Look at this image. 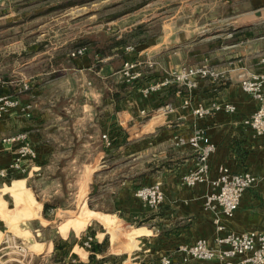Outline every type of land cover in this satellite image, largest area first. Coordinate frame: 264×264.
<instances>
[{"label": "crops", "instance_id": "0c3cea01", "mask_svg": "<svg viewBox=\"0 0 264 264\" xmlns=\"http://www.w3.org/2000/svg\"><path fill=\"white\" fill-rule=\"evenodd\" d=\"M245 1L248 5L243 10H226L225 19H217L216 33L204 35V28L198 30V38L192 37L191 30L179 24L180 16H172L158 22L157 35L133 43L132 50L125 49L127 44L112 46L103 36L97 37L95 31L100 27L62 42L56 33L49 36L56 24L52 19L32 24L29 12H24L22 15H28V19L15 24L17 10H0V94H17L19 82L29 84L28 90L17 94L20 107L0 118V138L25 132L36 151L34 158L23 160L24 171L0 178V236L7 230L1 224L10 223V214L16 209L22 212L16 230L28 234L17 236L40 244L35 258L53 256L58 259L53 264H67L69 255L88 262L91 251H85L84 256L74 252L76 242L66 233L69 229L82 230L91 221L103 227L100 231L91 228L93 241L98 244L108 234L113 248L117 241L119 250L135 245L132 254H124L123 263L162 264L161 256L167 255L170 264H217L216 260L195 258L182 261L177 249L199 238L216 246L214 238L218 233L264 232V134L256 135L243 121L256 109L258 101L239 84L248 72L264 73V64L259 60L264 49V7L256 5L258 0ZM127 19L118 21L123 28L131 29ZM16 26L29 33L18 40L4 41L1 32ZM32 31L39 34L32 37ZM80 36L90 38L85 52L73 57L70 52L80 46ZM133 58H151L157 64L131 86L122 81L118 70L123 60ZM203 61L213 64L224 77L215 82L199 79L188 92L170 86L147 97L140 94L141 85L157 79L164 71ZM187 95L189 104L184 105ZM212 102L231 103L235 109L214 111L203 118L193 115V107ZM25 103L31 104L28 115L21 108ZM169 105L172 110H166ZM194 124L204 126L215 150L208 158V181L185 187L180 176L195 166L196 152L185 144L176 145L174 140L176 135H188ZM103 133L109 146L104 144ZM17 145L18 142H0V167H7L13 160ZM110 156L118 157L111 167L100 162L93 170V178H98L92 184V190L94 184L97 187L93 194L90 192L91 197L101 204L108 201L113 212H121L127 220L136 222L132 229L139 232L134 237L127 236L115 212L88 207L80 196L76 210L68 213L62 224L69 221L75 227L65 231L60 225L64 236L37 239L47 222L40 209L60 208L66 200L63 184L69 164L81 158L93 159L88 162L91 164L95 158L107 160ZM220 165L233 173L248 171L256 176L254 184L242 192L231 217L204 207L205 194L212 189L209 180L217 176ZM155 181L160 183L164 199L154 209L134 195V188L136 184ZM6 194L14 199L15 209L8 207ZM6 212L9 217L3 218ZM217 216L224 226L219 232ZM123 235L129 241L125 242Z\"/></svg>", "mask_w": 264, "mask_h": 264}, {"label": "rangeland", "instance_id": "374dc122", "mask_svg": "<svg viewBox=\"0 0 264 264\" xmlns=\"http://www.w3.org/2000/svg\"><path fill=\"white\" fill-rule=\"evenodd\" d=\"M244 1L245 0H10L0 2V10H17L16 14H19V16L16 17L15 24H18V22L22 24L24 22L23 19H28V15H30L32 24H36L37 22H49L50 19H52L56 24L53 25L54 31H49V36L56 33V38L62 42L77 33L82 34L84 31L86 32L90 29L100 27L101 29L95 31L98 32L96 33V36H103L106 40H109L112 46H118L121 43L133 46V43H136L141 39H149L150 37L157 35L160 28L158 22L172 16H180V20H178L179 24L186 25L185 27L191 30L192 37L196 36V38H198V30L204 28H207V31L202 32L204 35L216 33L217 31H215L214 28H216L215 24L217 19L223 17V19H225L226 10H243L246 8L248 4ZM256 5L264 7V0H258ZM24 12L29 13L24 17L22 15ZM122 17H128L127 23H130L131 29L123 28L122 22L120 25L118 19ZM103 21H105L106 24L103 23ZM5 26H9V23L4 25V27ZM26 33L29 32H23L22 26H16V29L8 28L1 32V36H4L2 37L4 41H12L22 38ZM38 34L39 31H32L30 36L35 37ZM85 36H80L81 38L79 37L81 39H79L80 45L87 44L90 37H88L89 34L87 37ZM50 38L51 40L53 39V37ZM205 62L209 63L208 61ZM210 65L215 67L213 64ZM215 69L220 73V78H223V73L216 67ZM249 73L250 72L246 73L243 77L247 76ZM243 77H241L240 80ZM0 82H2V79H0ZM22 83L23 81L18 84L16 90L17 94L23 92L19 89ZM82 147L83 149L81 150H84L85 153L86 149L84 146ZM115 160H118L117 156H110L107 160L95 158V162L89 164L88 162L93 161V159L81 158L75 163L72 162L73 164H69V168H67L69 172L67 173L63 184L66 193V200L62 201L63 206H59L60 208H52L51 206H48L45 211L42 208L40 209L41 213L47 219V222L45 226H43L44 230L37 239H46L51 236H55L54 238H57L58 236L60 237L61 235L64 236L59 227L65 222L68 213L76 210V204L80 196L86 199L88 207L108 213L115 212L116 215L120 217L119 219L121 220V223L128 231L136 225V222L127 220V218L122 216L123 214L121 212H113V208L108 201H104V203L101 204L98 200L92 198L90 194L92 191V184L96 183L98 178H93V170L98 168L100 162L112 166V163ZM138 186L140 185L136 184L134 189ZM36 195L35 198L39 201V194ZM5 199L8 202V207L15 209L14 199L9 196V194H6ZM17 205L18 203H16V206ZM14 213L10 214L11 217L7 215L9 212L5 213V217L1 214L3 218L9 217L10 219H8V221H10V223H6L5 225L1 224V227L7 230H5V232L3 231V234L0 236V264H21L12 260V258H18L20 256L18 254L19 251L17 245L26 246L27 256L25 257V261H22L24 264L26 263V258L29 257L30 259L27 264H53L54 261H57L58 259L53 256V258H47L46 256L35 258V253L40 251L41 245L33 244V240L26 241L17 236V234H21L16 230V225L18 223V217L22 212L19 210L16 211L15 209ZM2 222L5 221L2 220ZM36 224L39 226V223L36 222ZM14 225L15 227H13ZM70 226L75 227L74 224H71L68 221L62 225V228L66 231ZM91 228H94V230L97 231L103 229L100 223L97 221H91L82 230L81 228L76 229V231L69 229L66 233L68 234L67 236L70 237V240L76 242L74 252L79 253L80 256H84L85 251H91L92 245L89 249L83 246L85 236L87 234L94 235V231ZM96 235L99 237L98 234ZM122 238L125 242L129 241V238L125 235H123ZM101 240V244L99 245L102 251L97 252L99 254L95 255L94 260L102 258L103 260L100 264H129L128 262L130 261L127 260L123 263L124 254H132L135 245L130 248L126 247L119 250V242L117 241L118 245L115 246L116 248H113L108 234H105ZM92 244L93 246H96L98 243L94 240ZM105 249L107 250V253L105 252ZM94 260L92 264H95ZM79 263L86 264L77 260V255H69L67 264ZM60 264H64V262H60Z\"/></svg>", "mask_w": 264, "mask_h": 264}, {"label": "built area", "instance_id": "2783aa9c", "mask_svg": "<svg viewBox=\"0 0 264 264\" xmlns=\"http://www.w3.org/2000/svg\"><path fill=\"white\" fill-rule=\"evenodd\" d=\"M10 0H0L6 2ZM126 50H132V45H127ZM86 50L85 45L75 47L71 56L82 55ZM259 60L264 64V50L261 52ZM156 61L151 58H133L123 60L119 74L122 81L128 85H135L143 78L146 70H153ZM208 78L215 82L220 79V73L209 63L203 61L197 64H182L163 72L157 79L148 80L141 85L139 92L143 97L157 92L163 88L177 86L182 91H189L199 79ZM264 73L250 72L240 80L241 89L250 94L258 101L256 109L246 118L244 122L248 124L256 135L264 134ZM22 91L29 89V84L23 82L19 88ZM184 105L189 104L187 95L183 101ZM20 107V100L14 93L0 94V118L12 108ZM30 103L21 106L25 114L30 113ZM235 106L231 103L212 102L208 106L197 105L192 108V113L196 118H203L214 111L223 110L233 112ZM166 110H172V106H167ZM144 113V110H142ZM104 144L111 143L105 133L102 134ZM0 142H18L13 160L7 167H0V178L6 179L13 171H24L23 160L32 159L36 156V151L29 143L25 132H19L10 136L0 138ZM176 145H187L196 152V163L192 169L184 172L180 176V183L185 187H192L197 183L208 181V158L215 150L214 143L209 139L204 126L194 124L188 135H176L174 140ZM217 176L209 180L212 189L205 194L204 207L209 210H219L223 216L231 217L235 212L242 192L251 187L256 181V176L248 171L233 173L226 166L220 165ZM135 196L146 206L157 208L164 199V193L159 182L140 185L134 191ZM217 231L223 230L219 217H215ZM216 246H211L204 238H199L191 243L180 245L177 249L182 261L191 258L199 260H216L217 264H264V232L254 230L225 234L218 233L214 238ZM93 236L87 234L83 240V246L90 248ZM18 258L13 261H25L27 256L26 246L17 245ZM30 257L26 258L28 263ZM162 264H170L171 259L167 255L160 258Z\"/></svg>", "mask_w": 264, "mask_h": 264}, {"label": "trees", "instance_id": "16d2710c", "mask_svg": "<svg viewBox=\"0 0 264 264\" xmlns=\"http://www.w3.org/2000/svg\"><path fill=\"white\" fill-rule=\"evenodd\" d=\"M45 207H47V204L44 205V208ZM101 251H102V249H101L99 244H96V246H93V244H92L91 252L89 254V260H88V262L86 264H92L96 253L97 252H101ZM102 260L103 259L101 258V259H98V260H94V262H95V264H100L102 262Z\"/></svg>", "mask_w": 264, "mask_h": 264}, {"label": "bare ground", "instance_id": "6f19581e", "mask_svg": "<svg viewBox=\"0 0 264 264\" xmlns=\"http://www.w3.org/2000/svg\"><path fill=\"white\" fill-rule=\"evenodd\" d=\"M139 232V230L138 229H131V230H127V232H126V235L127 236H130V237H134L135 236V234H137Z\"/></svg>", "mask_w": 264, "mask_h": 264}, {"label": "water", "instance_id": "95a60500", "mask_svg": "<svg viewBox=\"0 0 264 264\" xmlns=\"http://www.w3.org/2000/svg\"><path fill=\"white\" fill-rule=\"evenodd\" d=\"M96 187H97V185L94 184V185H93V190H92L91 194H93V193L96 191Z\"/></svg>", "mask_w": 264, "mask_h": 264}]
</instances>
